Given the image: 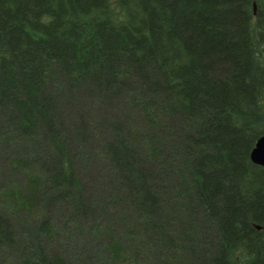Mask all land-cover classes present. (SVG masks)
<instances>
[{
	"label": "trees",
	"instance_id": "obj_1",
	"mask_svg": "<svg viewBox=\"0 0 264 264\" xmlns=\"http://www.w3.org/2000/svg\"><path fill=\"white\" fill-rule=\"evenodd\" d=\"M263 134L264 0H0V264H264Z\"/></svg>",
	"mask_w": 264,
	"mask_h": 264
},
{
	"label": "rangeland",
	"instance_id": "obj_2",
	"mask_svg": "<svg viewBox=\"0 0 264 264\" xmlns=\"http://www.w3.org/2000/svg\"><path fill=\"white\" fill-rule=\"evenodd\" d=\"M92 109H95V107H93V106H90ZM97 143V144H96ZM96 144V145H95ZM92 147H93V151H95L96 149H98V141H94V145H92ZM80 150H81V148H79ZM98 150H100V149H98ZM97 152V151H96ZM89 155V154H88ZM81 157H83L84 156V159L83 160H79V162L77 163V161L75 160L74 161V163H75V165H77L78 167V169L81 171V166H82V170H83V166L84 167H86V168H88V170H90V173H91V175H92V171L93 172H96V174L98 173V171H100V174H106L105 173V168L106 167H103V165H105V164H103L104 162L102 161V163H101V161H98L97 163H94L93 161H91V160H88L89 159V157L88 156H85V154H81L80 155ZM90 156V155H89ZM99 156V155H98ZM76 157V156H75ZM100 157V156H99ZM76 159V158H75ZM100 159H103L102 157H100ZM96 167V168H95ZM98 167V168H97ZM93 169V170H92ZM103 172V173H102ZM99 174V173H98ZM97 177L98 176H96V179H97ZM92 178H93V176H92ZM95 179V178H94ZM88 184V183H87ZM87 188H88V186H86ZM112 193V192H111ZM106 196H111L110 195V192L106 195ZM107 201V210H110V208H111V210L110 211H112V212H114V216H113V218L111 219L112 221H113V223H114V226H115V228H117L118 230H119V232L120 233H122V237H123V240H124V242H125V244H126V246L129 244V243H132L133 242V244H135L136 246H141L142 244H144V241H143V236H142V232L140 233V231H142V229L141 228H139L138 226H136V225H133L132 227H130V228H128V229H126V227H124L125 225L124 224H120V221H119V219H120V215H119V213L118 212H116V210H115V208L114 207H111V205H110V202H108V200H106ZM96 203L97 202H94V204L96 205ZM105 205V206H106ZM99 214H101V213H99ZM102 214H104V213H102ZM99 221V219L97 220V222ZM126 222V221H125ZM124 222V223H125ZM99 223V222H98ZM101 223V222H100ZM94 227V224L92 223L91 224V226H90V228H93ZM132 231V232H135V235H136V237L137 238H139V239H137L136 240V238H134V237H130L129 235H128V233H129V231ZM95 236V237H94ZM93 237L94 238H92V241L91 240H89L90 241V243H92L94 240H95V238H96V235H94ZM143 241V242H142ZM68 242V241H67ZM74 241H72L71 243H73ZM70 243V244H71ZM74 243H76V242H74ZM90 245V244H89ZM78 248H80L81 250H79L80 251V254H77V256L79 257V259L80 258H83L84 257V253L86 252V254H87V251L88 250H86L85 249V245H83L82 247L81 246H79ZM91 255L88 257L89 259H94V258H96V255H97V252H93V253H90ZM102 263V262H101ZM103 264V263H102Z\"/></svg>",
	"mask_w": 264,
	"mask_h": 264
},
{
	"label": "water",
	"instance_id": "obj_3",
	"mask_svg": "<svg viewBox=\"0 0 264 264\" xmlns=\"http://www.w3.org/2000/svg\"><path fill=\"white\" fill-rule=\"evenodd\" d=\"M249 157L251 162L264 168V134L260 136L255 142V145L250 151ZM257 227L259 229L261 228L259 226Z\"/></svg>",
	"mask_w": 264,
	"mask_h": 264
}]
</instances>
